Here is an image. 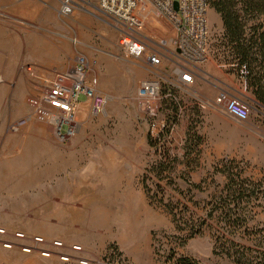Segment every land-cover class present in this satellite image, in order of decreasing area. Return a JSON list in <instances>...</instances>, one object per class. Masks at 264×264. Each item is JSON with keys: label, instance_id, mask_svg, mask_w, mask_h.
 Wrapping results in <instances>:
<instances>
[{"label": "rangeland", "instance_id": "obj_1", "mask_svg": "<svg viewBox=\"0 0 264 264\" xmlns=\"http://www.w3.org/2000/svg\"><path fill=\"white\" fill-rule=\"evenodd\" d=\"M56 8L57 0H0V160H6L0 164V264H164L170 253L200 264H234L236 249H257L264 242V106L234 70L218 14L208 7L207 60L193 81L171 89L174 98H161L158 119L165 127L158 141L150 135L156 123L134 99L149 75L118 48V31L92 8L95 14L76 9L68 17ZM159 23L160 34L170 36L165 19ZM152 24L142 30L159 31ZM77 51L89 62V80L107 96L105 112L94 117L80 104L66 142L32 118L11 131L28 117L35 82L20 65L31 63L37 74L66 70ZM222 90L247 105L245 121L201 106ZM62 183H72L77 197L67 198ZM16 231L25 239L14 238ZM34 236L44 246L22 252L20 245ZM53 240L62 246L53 247ZM41 247L50 255L41 256Z\"/></svg>", "mask_w": 264, "mask_h": 264}, {"label": "built area", "instance_id": "obj_2", "mask_svg": "<svg viewBox=\"0 0 264 264\" xmlns=\"http://www.w3.org/2000/svg\"><path fill=\"white\" fill-rule=\"evenodd\" d=\"M92 8L96 16H102L106 22L118 31L116 44L125 54L140 61V66L149 75L138 82L134 99L137 107L147 119L156 123L150 130L154 139H159L164 130V122L158 119L161 98H174L171 89L193 81L199 64L207 60L208 35L205 0H57L56 12L60 17H68L76 9ZM92 12L95 14V12ZM165 19L171 32L170 36L160 34L163 26L159 19ZM152 20L154 28L159 31L146 33L142 29L147 21ZM78 44L76 37L70 38ZM20 68L33 81L32 92L26 98L29 108L28 117L17 120L9 127L17 131L29 119L49 126L60 142L72 138L76 129V114L80 104L86 103L91 116L105 112L107 96L100 92L88 78L89 62L82 51H77L74 62L66 70L56 68L36 73L31 63H22ZM245 75V71L241 70ZM222 90L209 103L235 122L248 118L247 105ZM160 145H158V149ZM4 229L0 228V234ZM14 238L24 240L23 232H14ZM42 236L32 237L31 243L20 245L25 253L33 251L36 245L44 246ZM53 247H61L62 241L53 240ZM5 248H12L9 241L2 242ZM74 250L80 247L73 245ZM41 256H49L51 251L39 248ZM60 259L67 261L69 255L61 254ZM80 264H87L84 259ZM123 264V263H120Z\"/></svg>", "mask_w": 264, "mask_h": 264}, {"label": "trees", "instance_id": "obj_3", "mask_svg": "<svg viewBox=\"0 0 264 264\" xmlns=\"http://www.w3.org/2000/svg\"><path fill=\"white\" fill-rule=\"evenodd\" d=\"M205 2L220 18L223 39L233 56L234 70L237 75L243 76L254 100L264 106V0H205ZM241 70L245 71V75L241 74ZM161 136L162 134L160 138ZM232 182V177H229V185L233 184ZM241 189L240 186L238 189L231 187L227 189V193L233 196L234 192ZM233 261L234 264H264V242L258 245L257 249L252 247L236 249L233 252ZM163 263L200 264L194 258L174 253H170Z\"/></svg>", "mask_w": 264, "mask_h": 264}, {"label": "crops", "instance_id": "obj_4", "mask_svg": "<svg viewBox=\"0 0 264 264\" xmlns=\"http://www.w3.org/2000/svg\"><path fill=\"white\" fill-rule=\"evenodd\" d=\"M6 160H0V164H4ZM64 184L63 188H64V195L68 198H73V197H77V190L76 187L74 185H72V183L67 184V183H62ZM87 194V193H86Z\"/></svg>", "mask_w": 264, "mask_h": 264}]
</instances>
